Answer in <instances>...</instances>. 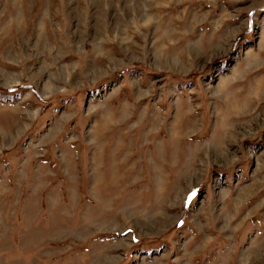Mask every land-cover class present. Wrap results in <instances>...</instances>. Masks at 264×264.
<instances>
[{
    "label": "rangeland",
    "instance_id": "374dc122",
    "mask_svg": "<svg viewBox=\"0 0 264 264\" xmlns=\"http://www.w3.org/2000/svg\"><path fill=\"white\" fill-rule=\"evenodd\" d=\"M0 264H264V0H0Z\"/></svg>",
    "mask_w": 264,
    "mask_h": 264
}]
</instances>
